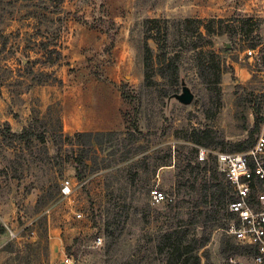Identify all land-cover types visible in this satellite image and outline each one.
Returning <instances> with one entry per match:
<instances>
[{
  "label": "rangeland",
  "instance_id": "374dc122",
  "mask_svg": "<svg viewBox=\"0 0 264 264\" xmlns=\"http://www.w3.org/2000/svg\"><path fill=\"white\" fill-rule=\"evenodd\" d=\"M96 94L102 129L66 130ZM263 111L264 0H0V264H169L175 231L201 264L245 262L188 181L247 149Z\"/></svg>",
  "mask_w": 264,
  "mask_h": 264
},
{
  "label": "built area",
  "instance_id": "2783aa9c",
  "mask_svg": "<svg viewBox=\"0 0 264 264\" xmlns=\"http://www.w3.org/2000/svg\"><path fill=\"white\" fill-rule=\"evenodd\" d=\"M252 50L248 51L253 56ZM213 154L215 170L230 187V200L226 209V226L223 232L240 251L245 262L230 258L227 264H264V111L253 143L241 152H216ZM210 151L199 148L196 163L203 168L208 164ZM62 193H71L70 181L62 184ZM153 205L172 202L158 188L150 191ZM81 217V215H78ZM103 235L97 236L88 249L103 246ZM85 247V248H87ZM80 255L65 254L60 264H80Z\"/></svg>",
  "mask_w": 264,
  "mask_h": 264
},
{
  "label": "trees",
  "instance_id": "16d2710c",
  "mask_svg": "<svg viewBox=\"0 0 264 264\" xmlns=\"http://www.w3.org/2000/svg\"><path fill=\"white\" fill-rule=\"evenodd\" d=\"M217 78H220V74L217 75ZM259 123L260 121L258 120L257 127ZM254 133L255 131L251 133L252 137ZM213 170L214 171H212L209 176L204 175L201 179L194 178L192 181H188L192 182L190 189L197 197V199H194L193 208H203V210L198 212V216L200 217H210L208 215L209 212L204 209L210 201L211 203L216 202L218 204L216 207H220V209L225 211L226 214L227 205L231 198L228 183L223 181L224 178H221L215 169ZM204 171L207 170L204 169ZM174 235H177V238L173 243H170L172 253H170L169 256V264H201V257L196 251L199 247L203 246L204 243L198 245L199 240L196 239V237L188 241L189 235L187 231H175ZM171 237H173V235H171ZM225 248L231 250L233 253L238 252V249L234 247V244L230 239L225 242ZM191 259H193V263H191Z\"/></svg>",
  "mask_w": 264,
  "mask_h": 264
},
{
  "label": "crops",
  "instance_id": "0c3cea01",
  "mask_svg": "<svg viewBox=\"0 0 264 264\" xmlns=\"http://www.w3.org/2000/svg\"><path fill=\"white\" fill-rule=\"evenodd\" d=\"M101 86V85H100ZM73 94L75 95L77 90L76 88H73ZM46 102V97H44L43 99ZM65 102L67 101V99L64 100ZM75 102H77V99H74ZM54 104L58 103L57 101L53 102ZM80 103V102H79ZM78 102L75 104V109L76 111L74 112V116H76L78 118V122H73L71 125L68 126L66 125V130L68 131H77V130H90V131H95V130H101L102 129V122L104 119V112H103V96L102 94H99L97 96V94L95 95V99H94V103L91 105L92 109H93V116H94V120L92 123L86 124L85 122L82 121L83 116H85L86 114L83 112V106L81 104H79ZM80 108L82 110H80Z\"/></svg>",
  "mask_w": 264,
  "mask_h": 264
},
{
  "label": "water",
  "instance_id": "95a60500",
  "mask_svg": "<svg viewBox=\"0 0 264 264\" xmlns=\"http://www.w3.org/2000/svg\"><path fill=\"white\" fill-rule=\"evenodd\" d=\"M194 94L191 91V89L186 85V83H183V89L181 94H177L174 96V99H176L179 103L183 105H190L194 101Z\"/></svg>",
  "mask_w": 264,
  "mask_h": 264
}]
</instances>
